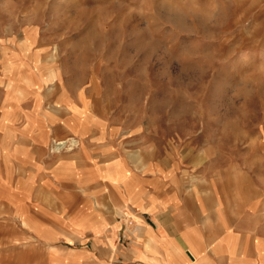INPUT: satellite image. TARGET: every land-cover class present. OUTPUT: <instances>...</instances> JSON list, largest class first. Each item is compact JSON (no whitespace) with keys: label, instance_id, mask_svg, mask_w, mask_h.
I'll list each match as a JSON object with an SVG mask.
<instances>
[{"label":"rangeland","instance_id":"rangeland-1","mask_svg":"<svg viewBox=\"0 0 264 264\" xmlns=\"http://www.w3.org/2000/svg\"><path fill=\"white\" fill-rule=\"evenodd\" d=\"M72 136L137 170L190 159L264 233V0H0V151L36 142L48 160Z\"/></svg>","mask_w":264,"mask_h":264},{"label":"crops","instance_id":"crops-1","mask_svg":"<svg viewBox=\"0 0 264 264\" xmlns=\"http://www.w3.org/2000/svg\"><path fill=\"white\" fill-rule=\"evenodd\" d=\"M87 137L55 139L56 150L79 147L48 160L36 142L2 147L0 213L15 216V244L3 239L1 256L10 251L15 264H264V233L236 206V192L191 180L190 159L137 170L110 143Z\"/></svg>","mask_w":264,"mask_h":264}]
</instances>
